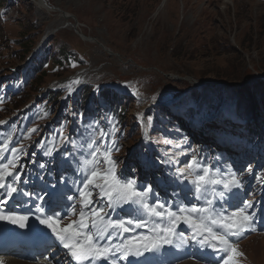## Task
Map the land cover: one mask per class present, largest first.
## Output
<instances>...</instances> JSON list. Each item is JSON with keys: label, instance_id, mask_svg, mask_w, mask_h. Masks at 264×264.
<instances>
[{"label": "rangeland", "instance_id": "1", "mask_svg": "<svg viewBox=\"0 0 264 264\" xmlns=\"http://www.w3.org/2000/svg\"><path fill=\"white\" fill-rule=\"evenodd\" d=\"M162 1L0 0V69L6 68L0 73V94H3V98L6 99L5 103V100L0 98V106L6 105L5 109L0 111V118L11 115L17 108L19 110L15 113L16 118L21 114L24 116L21 124L18 123L20 126L17 136L13 139V145L18 150L15 159H20L22 154L25 155L26 159L23 161L26 160L27 164L24 176L29 173L27 183L32 190L44 194L41 190L43 185L51 188L54 184L53 180H48V177L53 175L60 166L64 167L58 175L60 185L66 198L73 197V200L65 201L69 203L65 215H62L66 224L79 220L81 210L79 195L85 178L90 175L92 167H96L92 163L91 155L96 148L99 149L96 155L97 160L101 159L104 150L107 149H111V156L115 157L116 153H119L121 158H124L119 176L124 178L121 179L137 175L139 189H141L139 187L141 183L144 187L151 185L161 196L171 195L169 192H173L174 185L170 186V190H164V185L158 186L152 179L148 181L146 168L141 166L138 159L129 155L135 145L134 142L142 139L141 135L139 138V132L136 137L131 135L138 128L136 121L139 109L144 111L153 103L156 108L164 109L159 112L163 127L155 125L156 135L160 141L164 142L165 151L175 157L177 162V169H174L173 173L175 177H179L181 172L187 174V164L195 155L201 162L218 167L225 178L229 173H235L243 181L242 189L251 192L252 198L264 189V184L261 186L262 183L260 184L259 180L256 183L254 177L242 173L245 168L243 161L237 159L235 163L240 165L229 170L230 159L239 155L240 150H236L231 144L221 143V137L216 136L219 127L224 129L226 124L219 113L220 104L229 97L232 89H243L241 92L244 93L245 89H250L258 83L259 76H264V0H227V2L226 0H168L164 5ZM46 3L51 4L52 10L43 6ZM67 12L70 13V17L66 19ZM62 19V24L59 26ZM54 21L57 24L56 30L53 31L55 39L49 44L51 46L54 43L51 58L61 49L60 46L72 52H76L74 48L78 49L79 54H85L89 59V66H87L90 70L87 73L89 80L92 78L99 82L103 79L110 85L115 84V81H122L116 89L132 93L131 99L135 98L136 104L129 108L127 122L124 125L113 122L107 116L105 120L107 128H103L104 135H94L97 133L94 122L81 114L77 115L75 122L73 115L65 110L68 101L64 104L62 111L59 110V106L56 107L59 101L56 102L50 110L51 114L42 117L38 116V113L43 109V103L35 110L34 108L21 110L29 102V98L35 97L38 92L44 90L49 81L64 76L73 70V67L82 63L76 61L69 67L65 59L66 53L62 55L61 62L57 61L58 55L54 59H49L45 68L48 70V78L43 81L40 89H37L40 86L39 79L35 77L32 81L31 72L21 77L11 70L12 66L22 63L17 50L21 51L26 43L28 45L32 41H39ZM31 23L33 25L28 28L27 25ZM84 35L88 36H86L87 39ZM21 41L23 42L20 43ZM105 46L114 53L107 51ZM196 80L208 82L204 91L195 87ZM217 82L225 86L216 88L215 86L218 85L213 83ZM190 87H195L194 94L198 101L205 100L207 103L208 108H204L203 116L208 115L213 119L212 123L207 124L205 130L211 133L210 138L203 137L201 135L203 131L200 132L195 125L191 127L185 125L188 121L183 113L189 114L187 110L189 107L201 106L190 97ZM221 91H223L222 94H220ZM219 97L221 100H218ZM259 97H261L260 101H256L255 96L250 94L242 97L241 103L251 104L256 113L264 114V92ZM40 100L44 101L45 97ZM218 101L221 102L215 105ZM178 106L180 108L176 110ZM46 119L49 125L53 123L52 120H59L57 123L63 121L58 124L60 128L58 135L48 136ZM66 121L70 123L68 130L71 129V132L69 137L64 139L67 132ZM10 125L4 128L5 132L0 134V139L6 140L13 135L17 124ZM233 125L230 131H233L231 137L235 139L237 131L234 123ZM113 126L117 129L114 134ZM23 128L28 130L26 134H34V137L21 141L24 137V132L21 131ZM226 131H228L227 125L224 133ZM185 133L191 135L186 136ZM19 134L20 139H18ZM36 136H38L39 145L36 143L29 149ZM46 139V145L43 147L42 143ZM188 139L195 153L187 149V146H182ZM93 140L94 144L91 143ZM204 142L211 147V150L204 148ZM198 145H202L203 148H197ZM61 149L58 162H52V153ZM47 152L51 155H47ZM69 153L75 155L74 164L65 160L68 159ZM225 155L233 156L225 158ZM256 155L259 159V155ZM9 159L10 156L4 161ZM127 162L131 165L125 166ZM21 164L17 171L22 169ZM41 165L44 167L42 168ZM82 167L85 170H82ZM158 169L161 168L154 165L152 172L158 173ZM239 169L241 172L237 174L235 171ZM56 187L59 188V184ZM71 189H75L77 193ZM184 189L177 192L180 193ZM189 190L185 191L187 195L184 196L187 201L203 206L204 200L197 202ZM96 200L99 207L107 204L106 198ZM226 204L227 201L220 202L218 197L214 200L217 211H222ZM242 205L243 201L240 200L237 207ZM260 211H263L262 207ZM262 222L264 223V214ZM234 247L240 253L235 257L239 264H264V237H252L246 244ZM257 248L261 249L257 250ZM38 261L40 262V259Z\"/></svg>", "mask_w": 264, "mask_h": 264}, {"label": "snow or ice", "instance_id": "2", "mask_svg": "<svg viewBox=\"0 0 264 264\" xmlns=\"http://www.w3.org/2000/svg\"><path fill=\"white\" fill-rule=\"evenodd\" d=\"M78 83H80L78 79L71 81V84ZM72 90L69 87V93ZM116 130L113 126V134ZM100 134L104 135L103 132ZM91 143L94 144L95 141L93 140ZM7 150L8 144L5 142L0 146V152ZM17 151V149L12 148L13 159L7 160V163H0V190H3V194L0 195V209L6 208L9 201L16 196L44 200V196L39 195V193L24 191L18 186L21 182V175L17 171L18 166L15 159ZM98 153V148L91 153L93 165L100 163L96 159ZM46 154L51 155L50 152ZM3 159H6V157L0 156V160ZM102 159L108 165L106 171L101 172L97 167H92L90 175L85 178L83 188L80 191L81 210L79 220L68 224L66 227L59 226V213L55 210V206L65 197L64 190L57 188L55 184L51 188L43 185L41 189L47 196L46 202L53 207L51 214H45L43 218L38 216L37 219L41 225H45L51 230L56 239L68 250L76 264H101V262L118 264L119 259L127 260L129 256L141 257L145 253L158 252L163 245L173 243L172 237L176 235V227L180 222L192 228V239L200 245H207L216 252L225 253L221 257L222 264H236L235 257L239 256L240 253L233 246L231 238L241 236L252 227L255 213L248 212V209L253 207L251 202L244 201L242 206L236 207L231 213H226L217 211L214 207V200L217 199V196L214 195L213 199H204L203 206L196 204H192L190 207L179 206L173 211L159 199L154 203H148L150 196L153 194L151 185L139 189L134 178L121 179L117 177L115 172L117 162L111 156V149L105 150ZM41 167L43 168L44 165H41ZM187 169L186 175L184 172L179 173V175L189 179V183L193 186L189 191L197 200L205 197L209 186H222V190L218 192V198L222 201H226L230 196L237 195L238 190L243 187V181L235 173H229L228 177L225 178L217 168L215 169L216 175H213L214 169L202 163L195 155L188 162ZM95 189H99L98 195L101 200L107 199L106 205L94 206L95 202L92 195ZM213 191L215 192V189ZM67 199L71 200L73 197L69 196ZM125 204L136 206L133 211L137 215L126 220L107 218L109 214L105 211V208L114 210L117 206ZM37 211L42 214L45 213V209L39 205ZM141 211L147 213L150 217L161 219L166 217L168 226L161 227L157 224L150 229L154 233L152 236L132 237L120 243H113L115 232L132 231L130 227L132 225L135 228L146 226L145 221L139 215ZM0 220L24 228L28 216L16 213L5 215L3 211H0ZM117 254H119V257ZM144 264H150V261L146 258Z\"/></svg>", "mask_w": 264, "mask_h": 264}, {"label": "trees", "instance_id": "3", "mask_svg": "<svg viewBox=\"0 0 264 264\" xmlns=\"http://www.w3.org/2000/svg\"><path fill=\"white\" fill-rule=\"evenodd\" d=\"M31 25H33V24L31 23L30 25H27V27L29 28ZM30 47H31V44L27 45V43H26V45L24 46V48L22 50L24 52L22 54V57L24 56V54L26 52H28ZM66 51H68V50H67V48L64 47L62 52H66ZM67 58L69 59L68 56H67ZM37 68L39 69L40 65ZM46 75H47L46 71H43L42 74H40V80H39L40 83H42L41 80H43L44 77H46ZM216 88H220V87H216ZM242 90L243 89H238V88L232 89L231 94H230V98H231L230 101L234 99V97H233L234 94H237L240 98H242L245 96H249L252 93H254V95L256 96V101H260L261 97H259V96L264 92V81H262L259 84V86H257L254 90L247 88L244 90V93L241 92ZM222 93H223V91L220 92V94H222ZM103 96H104V99L108 102V104L110 106L109 111L111 112V114H117L116 116H118V118H121L122 121H125V119L127 117L125 110L127 109L128 105H130V104L132 105V103L134 102V99H128L123 103L121 101L113 102V99L116 96L113 92H110V91L104 92ZM219 98L221 100V97H219ZM90 102H95V100H93V97H91L90 88H87L86 90H84V92L82 93V95L80 97V103H79L78 107L80 106V109L83 110L86 107V105H88V103H90ZM93 105L95 106V104H93ZM216 105H218V103H216ZM95 110H96V107H95ZM95 110L93 109V113L91 116L95 115L98 119H100V114L99 113L96 114ZM246 111H247V114H252L251 104L246 105Z\"/></svg>", "mask_w": 264, "mask_h": 264}, {"label": "bare ground", "instance_id": "4", "mask_svg": "<svg viewBox=\"0 0 264 264\" xmlns=\"http://www.w3.org/2000/svg\"><path fill=\"white\" fill-rule=\"evenodd\" d=\"M167 2H168V0H163V1H162V5L166 4ZM226 2H227V0H226ZM147 3H148V2H147ZM36 4L39 5L37 2H36ZM43 6H45L47 9H48V8L51 9L50 7H52L51 4L49 5V4H47V3H46V4H43ZM51 10H52V9H51ZM55 10H56V9H55ZM65 14H68V15L65 16L66 19L70 17V13H69V12H67V13H65ZM60 15H61V14H60ZM72 15H73V14H72ZM63 16H64V15H63ZM60 19H61V18H60ZM62 21H63V19L60 21L59 26H61ZM67 23H68V22H67ZM56 24H57L56 21H54V22L51 23V25L49 26V28H48L47 31L45 32V35H46V36L49 35V34H52L53 31L56 30V29H55ZM54 29H55V30H54ZM82 33H83V32H82ZM85 36H86V35H85ZM87 37H88V36H87ZM95 42H97V41L95 40ZM105 48H106V50L109 51L111 54L114 53V52L111 51V49H109L108 47L105 46ZM188 81H189V80H188ZM252 94L254 95V93H252ZM254 96H255V95H254ZM255 100H256V96H255ZM15 199H17V200H19V201H25V200L28 199V197H24V196H16ZM111 219H112V218H111ZM189 227H190V226H189ZM177 229H178V228L176 227V230H177ZM190 229H191V231H193L191 227H190ZM116 237H117V238L114 239L115 241L112 240L113 243H120V242H122L123 240H127V239H129V238H132L133 236H131V235H127V236H125V238H121L119 235H117ZM203 250H207V255L212 256V257L215 258V259L219 258L220 255L223 254V252L210 251V247H209V246H206L205 248H203ZM46 258H48V256H46ZM0 260L6 261L8 264L13 263V262H12L9 258H7V257H0ZM55 260H56V259H55ZM57 261H58V260H57ZM59 263H60V262H59ZM192 263H193V262H192ZM193 264H194V263H193Z\"/></svg>", "mask_w": 264, "mask_h": 264}]
</instances>
